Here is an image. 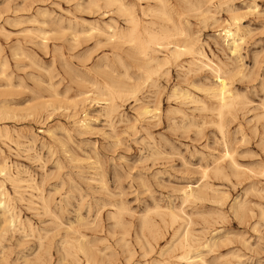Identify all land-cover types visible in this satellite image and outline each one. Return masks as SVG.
I'll return each mask as SVG.
<instances>
[{
  "label": "rangeland",
  "instance_id": "rangeland-1",
  "mask_svg": "<svg viewBox=\"0 0 264 264\" xmlns=\"http://www.w3.org/2000/svg\"><path fill=\"white\" fill-rule=\"evenodd\" d=\"M91 1L0 0V115L11 111L0 116V185L14 217H0V264H185L187 234L202 245L190 255L207 264H264V0L186 12L183 27L210 65L184 54L148 80L129 65L137 91L116 96L111 113L99 87L124 68L107 34L125 21ZM233 18L235 51L222 32ZM216 68L239 98L223 132L208 88L219 83ZM183 189L200 196L185 200Z\"/></svg>",
  "mask_w": 264,
  "mask_h": 264
},
{
  "label": "bare ground",
  "instance_id": "bare-ground-1",
  "mask_svg": "<svg viewBox=\"0 0 264 264\" xmlns=\"http://www.w3.org/2000/svg\"><path fill=\"white\" fill-rule=\"evenodd\" d=\"M101 0H92L91 3H93L96 6L100 5ZM105 4V7L108 8H113L115 11H118L121 16L124 17L125 25L124 26H117L113 27L111 32L108 33V41L109 43L112 44L114 48L120 51L119 54H117V60L120 64V67L124 68V71L121 73L122 78L118 80L113 81L109 79L105 83H103L102 87H99L102 90L105 88L107 91H109V94L111 95L110 103L106 108L109 109L110 113L114 112L117 110V105L114 101V98L116 96H122L124 94H130V93H136V88L134 89L133 86L131 85L130 82H128L129 79H132L131 74L129 73V65L132 67H136L139 70H144L146 80H148L152 74L157 73L158 71H162V68L165 67V65L169 64L172 59H179L180 56L184 54H189L192 56L193 62H201L204 65H210V63H205L203 60L206 55L204 54V50L202 51L201 48L198 45V40L197 38L191 37L187 30L183 27V15H185L186 12L189 11H206L208 10L209 7H207V3L210 4L212 0H131V1H126V0H102ZM143 1H146V5L144 6L142 3ZM215 2V1H214ZM215 4V3H214ZM81 5V4H80ZM83 5V4H82ZM79 6V5H78ZM82 7V6H81ZM85 7H88L85 5ZM216 8V7H214ZM107 9V8H106ZM210 9V8H209ZM252 9V8H251ZM111 11V10H109ZM211 12V11H209ZM105 14L107 12H104ZM204 13V12H203ZM208 13V12H207ZM46 14V13H45ZM103 14V13H101ZM205 15V14H204ZM235 16V14H233ZM40 16V15H39ZM48 16V15H47ZM201 16V15H200ZM148 17V18H146ZM203 17V16H201ZM198 18V16H197ZM200 18V17H199ZM208 18V16H207ZM214 18V17H213ZM210 19V18H209ZM208 20V19H206ZM36 21V20H34ZM115 21V20H114ZM46 22V21H45ZM44 22V24H45ZM103 22V21H102ZM218 22V21H217ZM216 22V23H217ZM214 23V22H213ZM47 24V23H46ZM239 23H236L235 18L232 19V22H228L223 26L222 32L223 35L225 36V40H227V43L231 42L230 44L233 45L232 50H236L238 48V35H239V26L237 25ZM93 28V27H91ZM63 29V28H62ZM66 29V28H65ZM96 29H94L95 31ZM99 31V30H98ZM37 32V31H36ZM41 32V31H40ZM86 32V31H85ZM81 32V33H85ZM91 31H89L90 33ZM44 33V32H43ZM48 33V32H47ZM77 34V32H75ZM92 33V32H91ZM74 34V33H73ZM75 34V36H76ZM46 35V32L44 33ZM82 35V34H81ZM92 35V34H90ZM106 35V36H107ZM196 35V34H195ZM8 36V35H7ZM94 36V35H93ZM242 36V35H241ZM60 37V36H59ZM88 37V36H87ZM90 37V36H89ZM240 37V36H239ZM64 39V38H63ZM242 39V38H241ZM76 40V38H75ZM74 40V42H75ZM77 41V40H76ZM79 41V40H78ZM107 41V42H108ZM73 42V43H74ZM42 43V42H41ZM108 43V44H109ZM40 44V43H39ZM43 44V43H42ZM83 44V42H82ZM104 44V42L102 43ZM200 44V43H199ZM99 45V44H98ZM97 45V46H98ZM44 46V45H43ZM203 49V46H202ZM17 50V49H16ZM93 50V49H92ZM115 50V49H114ZM231 50V52H232ZM15 51V50H14ZM87 51V50H86ZM166 52L165 56L161 59L158 56L159 53L161 52ZM19 52V51H17ZM54 52V51H53ZM238 52V51H237ZM19 57L18 53H15V55ZM21 54V53H20ZM14 56V55H13ZM22 56V55H21ZM103 56V55H102ZM215 56V55H214ZM97 57V56H95ZM105 57V56H104ZM235 57V56H234ZM239 56H236V58ZM21 58V57H20ZM83 58V57H82ZM126 58H129L130 61H127ZM81 59V58H80ZM89 59V57H88ZM87 59V60H88ZM82 60V59H81ZM84 60V58H83ZM86 60V61H87ZM38 61V60H37ZM111 61V60H110ZM177 61V60H176ZM211 62V60H209ZM7 63V61H6ZM155 63L156 66L153 64ZM190 63V62H189ZM193 64V63H192ZM201 64V65H202ZM102 65V64H101ZM106 65V62H105ZM186 66V65H185ZM192 66V65H191ZM196 66V65H195ZM205 66V67H206ZM22 67V66H19ZM188 67V66H186ZM204 67V66H203ZM201 68V67H200ZM211 68V67H210ZM219 68V67H218ZM216 68V73H218L217 77L219 78V83L218 85L214 88H210L211 94L213 98L216 99L217 101V112L218 116L221 118V122L217 125L220 129L221 132H223V124H222V118L226 112L231 111V109L236 106L237 98L235 94L232 93V89L229 86V83L225 76H223L220 72V70ZM109 69V68H108ZM183 69V67H182ZM214 69V68H213ZM45 70V69H44ZM166 70V69H165ZM195 70V69H194ZM6 71V70H5ZM75 71V70H74ZM169 71V69H168ZM190 71V70H188ZM202 71V70H201ZM211 71V70H210ZM245 72V70L243 71ZM69 73V72H67ZM76 73V72H75ZM164 73V72H163ZM240 73V72H239ZM165 74V73H164ZM118 75V74H117ZM169 75V74H168ZM226 75V73H225ZM76 76V75H75ZM166 76V75H165ZM186 76V75H185ZM110 77H112L110 75ZM7 78V77H6ZM148 78V79H147ZM50 79V78H49ZM90 79V78H89ZM8 80V78H7ZM81 80V79H80ZM144 80V79H143ZM9 81V80H8ZM51 81V80H50ZM82 81V80H81ZM86 81V80H84ZM37 82V81H36ZM72 82V81H71ZM80 82V81H79ZM134 82V81H133ZM145 82V81H144ZM156 82V81H155ZM158 82V81H157ZM8 83V82H7ZM11 83V82H10ZM92 83V82H91ZM102 83V82H101ZM232 83V82H231ZM46 84V83H45ZM73 84V83H72ZM135 84V83H134ZM159 84V83H158ZM9 85V84H8ZM50 85V84H49ZM91 85V84H90ZM139 85V84H138ZM145 85V84H144ZM216 85V84H215ZM10 86V85H9ZM12 86V85H11ZM136 86V85H135ZM134 86V87H135ZM4 87V86H3ZM21 87V86H20ZM80 87V86H79ZM138 87V86H137ZM146 87V86H145ZM233 87V86H232ZM27 88V87H26ZM97 88V87H96ZM149 88V87H147ZM205 88V87H204ZM138 89V88H137ZM158 89V88H157ZM177 89V88H176ZM98 90V89H97ZM140 90V89H139ZM205 90V89H204ZM7 91V90H6ZM160 91V90H159ZM175 91V90H174ZM178 91V90H176ZM206 91V90H205ZM79 92V91H78ZM106 92V91H105ZM14 93V92H13ZM56 93V92H55ZM88 93V92H87ZM101 93V92H100ZM84 94V93H83ZM128 94V95H129ZM178 94V93H177ZM182 94V93H181ZM187 94V93H185ZM82 95V94H81ZM127 95V97H128ZM184 96V94H182ZM58 96V95H57ZM101 96V95H100ZM175 96V94H174ZM54 97V96H52ZM109 97V96H108ZM133 97V96H131ZM159 97V96H157ZM187 97V96H185ZM40 98V97H39ZM135 98V97H134ZM133 98V99H134ZM179 98V97H178ZM246 98V97H245ZM105 99V98H103ZM120 100V97L118 98ZM126 99V98H125ZM130 99V98H129ZM139 99V98H138ZM189 99V98H188ZM32 100V99H31ZM34 100V99H33ZM201 100V99H200ZM210 100V99H209ZM249 100V99H247ZM104 101V100H103ZM139 101V100H138ZM194 101V100H193ZM105 102V101H104ZM125 102V101H124ZM204 103V101H202ZM248 102V101H247ZM47 103V101H46ZM59 103V102H58ZM62 103V102H61ZM123 103V102H122ZM138 103V102H137ZM201 103V102H200ZM4 104V103H3ZM143 104V103H141ZM11 105V103H10ZM8 106V105H7ZM58 106V105H57ZM28 107V106H27ZM30 107V105H29ZM43 107V106H42ZM47 107V106H46ZM52 107V106H51ZM58 107H56L57 109ZM151 107L148 106H143V112L151 113L150 109ZM23 109V108H22ZM102 109V108H101ZM105 109V108H104ZM155 109V107H154ZM153 109V110H154ZM159 110V108H157ZM155 109V110H157ZM197 109V107H196ZM201 109V108H200ZM19 110V109H18ZM45 110V109H44ZM154 110V111H155ZM10 111V110H9ZM17 111V110H16ZM26 111V110H25ZM177 111V110H176ZM210 111V110H209ZM11 112V111H10ZM10 112H6V114H1L0 116L8 115ZM18 112V111H17ZM142 112V111H141ZM142 112V113H143ZM14 114V112H13ZM24 114V113H23ZM22 114V115H23ZM33 114V113H32ZM39 114V113H38ZM141 114V113H140ZM16 115V113H15ZM20 114H18L19 116ZM50 115V114H49ZM154 115V114H151ZM182 115V114H181ZM139 116V115H138ZM137 116V117H138ZM157 116V115H156ZM16 117V116H14ZM48 117V116H47ZM50 117V116H49ZM153 117V116H152ZM205 117V116H204ZM1 118V117H0ZM12 118V117H11ZM24 118V116L22 117ZM21 118V119H22ZM41 118V116H40ZM139 118V117H138ZM145 118V117H144ZM218 118V117H217ZM6 119V118H5ZM9 119V118H8ZM86 120V119H85ZM113 120V119H112ZM149 120V119H148ZM210 121V120H209ZM237 121V120H236ZM212 122V121H211ZM242 123V122H241ZM85 124V123H84ZM87 124V123H86ZM240 125V124H239ZM188 126V125H187ZM196 126V125H195ZM241 126V125H240ZM4 130V129H3ZM232 130V129H231ZM53 131V130H52ZM226 132V131H225ZM54 133V132H53ZM221 134V133H220ZM223 134V133H222ZM11 137V136H10ZM221 141V140H220ZM224 142H226L224 140ZM222 143V142H221ZM227 145V144H226ZM264 148V147H262ZM229 151V150H227ZM156 152V151H155ZM230 152V151H229ZM234 152V151H233ZM227 155V154H226ZM222 158V157H221ZM232 158V157H231ZM5 160V159H4ZM7 162V161H6ZM8 163H5L0 166V173L3 174L4 176L7 175V165ZM229 164V163H227ZM218 165V164H217ZM256 165V164H255ZM216 166V165H215ZM253 169V168H252ZM218 170V169H214ZM238 171V170H237ZM249 171V170H248ZM11 172V171H10ZM226 172V171H225ZM202 173L203 170H202ZM249 173V172H248ZM9 174V173H8ZM225 175V174H224ZM251 175V174H249ZM11 176V175H10ZM17 178V177H16ZM223 178V177H222ZM252 178V177H251ZM1 179V178H0ZM8 179V177H7ZM14 179V178H13ZM18 179V178H17ZM201 180H203L201 178ZM224 180H227L224 178ZM243 180V179H242ZM261 181V180H260ZM259 181V182H260ZM17 182V180H16ZM208 184V183H207ZM206 185V184H205ZM191 186V185H189ZM210 186V185H209ZM216 186V185H215ZM219 186V185H218ZM197 187V186H196ZM207 187V186H206ZM187 188V187H186ZM209 188V187H208ZM203 189V188H202ZM250 189V188H249ZM256 189V188H254ZM184 190V189H183ZM182 190V191H183ZM197 190V189H196ZM249 191V190H248ZM255 191V190H254ZM262 191V190H261ZM264 191V190H263ZM8 191L5 190L4 187L0 185V217H5L6 221H9L10 223L14 220L13 218V213L11 212V209L8 205ZM250 192V191H249ZM10 194V193H9ZM10 196V195H9ZM43 195H41L42 197ZM200 196L199 192H196L194 189H188L184 190V199L185 200H190L192 198H197ZM211 198V197H210ZM216 198V197H215ZM214 198V199H215ZM42 199V198H41ZM49 202V199L46 198ZM207 199V198H205ZM221 199V198H220ZM45 200V198H44ZM42 200V201H44ZM46 200V201H47ZM52 200V199H51ZM208 200V199H207ZM213 200V199H212ZM218 200V199H217ZM223 200V199H222ZM41 201V202H42ZM45 201V203H46ZM211 201V200H210ZM214 201V200H213ZM243 201V200H242ZM245 201V200H244ZM219 203V201H218ZM221 203V202H220ZM45 205V204H44ZM48 205V204H47ZM42 206V205H41ZM235 206V205H234ZM158 207V206H156ZM241 207V206H240ZM44 208V206H43ZM42 208V210H43ZM48 208V207H46ZM154 208V207H153ZM161 208V207H160ZM163 208V207H162ZM165 208V207H164ZM170 208V207H169ZM181 208V207H180ZM236 208V207H235ZM49 209V208H48ZM121 209V208H120ZM157 209V208H156ZM168 209V208H166ZM175 209V208H174ZM14 210V209H13ZM47 210V209H46ZM149 210V209H148ZM48 211V210H47ZM47 211L45 214H47ZM131 211V210H130ZM154 211V209H153ZM250 211V210H249ZM44 212V211H42ZM54 213V212H53ZM150 213V212H149ZM206 213V212H204ZM212 213V212H211ZM210 213V214H211ZM215 214V212H213ZM44 214V213H43ZM122 214V213H121ZM185 214V213H184ZM193 213L192 215H194ZM198 214V213H197ZM200 214V213H199ZM202 214V213H201ZM200 214V215H201ZM219 214V213H218ZM262 214V213H261ZM54 215V214H53ZM135 215V214H134ZM146 214H144L145 216ZM207 215V214H206ZM18 216V215H17ZM143 216V217H144ZM203 216V215H201ZM210 216V215H209ZM261 216V215H260ZM48 217V216H47ZM51 217V216H50ZM54 217V216H53ZM57 217V215H56ZM200 217V216H199ZM221 217V216H220ZM181 218L180 214L177 213H172V220L173 222H176L177 219ZM191 219V217H189ZM203 218V217H202ZM207 218V217H206ZM17 219V218H16ZM204 219V218H203ZM185 220V219H184ZM120 221V220H119ZM163 221V220H162ZM209 221V220H206ZM54 222V221H52ZM118 222V221H117ZM147 222V220H146ZM210 222V221H209ZM216 222V220H215ZM56 223V221L54 222ZM58 223V221H57ZM82 223V222H81ZM127 223V222H126ZM208 223V222H207ZM60 224V222H59ZM120 224V223H119ZM124 224V223H123ZM189 224V223H188ZM192 224V223H191ZM189 224V225H191ZM209 224V223H208ZM53 225V224H52ZM58 225V224H55ZM71 226V225H70ZM171 226V224H170ZM63 227V226H62ZM122 227V226H121ZM54 228V227H53ZM124 228V227H123ZM171 228V227H170ZM185 228V227H184ZM206 228V227H205ZM72 229V228H70ZM118 229V228H117ZM122 229V228H121ZM157 229V228H156ZM45 230V229H44ZM56 230V229H55ZM60 230V229H59ZM75 230V229H74ZM154 230V229H153ZM160 230V229H159ZM186 230V228H185ZM184 230V231H185ZM49 231V230H48ZM58 231V230H57ZM47 232V231H46ZM190 232V230H189ZM188 232V233H189ZM45 233V232H44ZM52 233V232H51ZM187 233V232H185ZM49 234V232H48ZM161 236V233H159ZM164 234V233H163ZM183 234V233H182ZM191 234V232H190ZM82 235V233H81ZM40 236V234H39ZM43 236V235H42ZM69 236V234H68ZM164 236V235H163ZM182 236V235H180ZM179 236V237H180ZM186 236V235H185ZM72 237V236H71ZM85 237L82 236V238ZM179 237L176 240H179ZM191 237V236H190ZM40 238V237H39ZM41 237L40 239H42ZM45 238V237H44ZM68 238V237H67ZM75 238V237H74ZM73 238V239H74ZM79 238V237H78ZM153 238V236H152ZM69 239V238H68ZM45 240V239H44ZM63 240V239H62ZM71 240V239H69ZM68 240V241H69ZM82 240V239H81ZM50 241V237H49ZM64 241V240H63ZM67 241V242H68ZM75 241V240H74ZM73 241V242H74ZM86 241V240H84ZM83 241V242H84ZM185 245L187 249L185 250V254L181 255L178 259L184 262L185 264H207L204 260V258L200 254H195V255H190V252L195 251L198 246L200 247V243L195 241L194 239H189L188 234L187 237L185 238ZM46 242V241H45ZM48 242V240H47ZM46 242V243H47ZM53 242V240L51 241ZM49 242V243H51ZM72 242V243H73ZM81 242V243H83ZM100 242V241H99ZM63 243V242H62ZM61 243V244H62ZM75 243V242H74ZM79 243V242H78ZM77 243V244H78ZM87 243V241H86ZM89 243V242H88ZM92 243V242H91ZM118 243V242H116ZM147 243V242H146ZM174 243V241H173ZM179 243V242H178ZM182 243V242H181ZM205 243V241H204ZM247 243V242H246ZM53 244V243H52ZM67 244V243H66ZM90 244V243H89ZM43 245V243H42ZM49 245V244H48ZM47 245V246H48ZM70 245V244H69ZM74 245V244H73ZM91 245V244H90ZM182 245V244H181ZM180 245V246H181ZM61 247L63 245H60ZM59 246V247H60ZM67 246V245H64ZM77 246V245H76ZM79 246V245H78ZM77 246V247H78ZM94 246V245H93ZM146 246V245H145ZM144 246V247H145ZM175 246V245H174ZM202 246V245H201ZM205 246V244H204ZM45 247V246H44ZM53 247V246H52ZM56 247V246H55ZM60 247V248H61ZM75 247V246H74ZM142 248V245L140 246ZM182 247V246H181ZM69 248V247H68ZM73 248V247H71ZM171 248V247H170ZM204 248V247H203ZM40 249V248H39ZM55 249V248H54ZM65 249V248H63ZM62 249V250H63ZM84 249V248H83ZM87 249V248H86ZM91 249V248H90ZM95 249V248H94ZM97 249V248H96ZM146 249V248H145ZM148 249V248H147ZM169 249V248H168ZM201 249V248H200ZM51 250V249H50ZM49 250V251H50ZM58 251V249H56ZM68 250V249H66ZM71 250V249H70ZM77 250V249H75ZM82 250V249H81ZM103 250V249H102ZM105 250V249H104ZM103 250V251H104ZM159 250V248H158ZM180 250V249H179ZM46 251V250H45ZM69 251V250H68ZM97 251V250H96ZM169 250H167L168 252ZM177 251V250H176ZM184 251V250H183ZM204 251V250H203ZM60 252V251H58ZM76 252V251H75ZM95 252V251H94ZM102 252V251H101ZM157 252V251H156ZM155 252V253H156ZM66 253V252H65ZM69 253V252H68ZM73 253V252H72ZM91 253V252H90ZM113 253V252H112ZM197 253V252H196ZM199 253V252H198ZM40 254V252H39ZM44 254V253H43ZM49 254V253H48ZM51 254V253H50ZM61 254V253H60ZM74 254V253H73ZM83 254V253H82ZM88 254V253H87ZM93 254V253H92ZM96 254V253H95ZM115 254V253H114ZM146 254V252H145ZM144 254V256H145ZM231 254V253H230ZM233 254V253H232ZM231 254V255H232ZM236 253H234L235 255ZM68 255V254H67ZM94 255V254H93ZM92 255V256H93ZM100 255V254H99ZM103 255V254H102ZM163 255V254H162ZM228 255V254H227ZM71 256V255H70ZM76 256V255H75ZM90 256V255H89ZM111 256V255H110ZM131 256V255H130ZM147 256V255H146ZM175 256V255H174ZM179 256V255H178ZM220 256V253H219ZM62 257V256H61ZM60 257V258H61ZM72 257V256H71ZM101 257V256H99ZM109 257V256H107ZM114 257V256H113ZM122 257V256H121ZM222 257V256H221ZM38 258V257H37ZM69 258V257H68ZM77 258V256H76ZM92 258V257H91ZM104 258V256H103ZM102 258V259H103ZM132 258V256H131ZM239 258V257H238ZM80 259V258H79ZM86 259V258H85ZM99 259V258H98ZM113 259V258H112ZM44 260V259H43ZM52 260V259H51ZM67 260V259H66ZM93 260V259H92ZM95 260V258H94ZM105 260V258H104ZM97 261H100L97 260ZM102 261V260H101ZM213 261V260H212ZM37 262V261H36ZM72 262V261H71ZM94 262V261H93ZM108 262V261H107ZM116 262V261H115ZM52 263V262H51ZM59 263V262H58ZM79 263V262H78ZM103 263V262H102ZM129 263V262H128ZM213 263V262H212ZM47 264V263H46ZM88 264V263H87ZM93 264V263H92ZM96 264V263H95ZM105 264V263H104ZM108 264V263H107ZM115 264V263H114ZM181 264V263H180Z\"/></svg>",
  "mask_w": 264,
  "mask_h": 264
}]
</instances>
